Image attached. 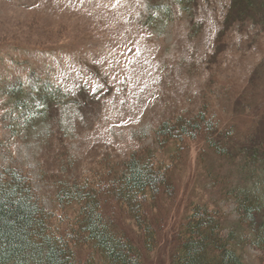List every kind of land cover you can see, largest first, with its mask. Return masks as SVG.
I'll list each match as a JSON object with an SVG mask.
<instances>
[{
    "label": "rangeland",
    "instance_id": "1",
    "mask_svg": "<svg viewBox=\"0 0 264 264\" xmlns=\"http://www.w3.org/2000/svg\"><path fill=\"white\" fill-rule=\"evenodd\" d=\"M234 4L0 0V168L30 174L61 222L77 216L61 210L62 187L117 178L139 154L170 170L176 186L156 209L166 229L148 264H173V238L197 204L251 240L237 194L251 190L264 204V0L255 17L230 24ZM48 87L58 100L30 118L19 102ZM204 112L221 123L225 155L203 138H159L167 122ZM242 253L264 264L251 242Z\"/></svg>",
    "mask_w": 264,
    "mask_h": 264
},
{
    "label": "trees",
    "instance_id": "2",
    "mask_svg": "<svg viewBox=\"0 0 264 264\" xmlns=\"http://www.w3.org/2000/svg\"><path fill=\"white\" fill-rule=\"evenodd\" d=\"M259 2L235 0L228 23L255 17ZM55 93L48 87L32 103L21 100L19 107L30 118L39 116L58 100ZM158 134L180 144L203 138L223 155L228 148L219 139L220 121L206 112L169 121ZM175 190L170 170L136 154L117 178L62 187L61 210L75 207L77 216L60 222L30 174L15 165L0 168V264H148V254L159 250L166 229L156 209ZM237 198L251 240L237 231L229 233L222 212L197 204L173 238V264H248L242 250L249 242L264 249V204L248 189ZM122 218L133 220L137 232L123 227ZM88 249L94 256L85 260L82 252Z\"/></svg>",
    "mask_w": 264,
    "mask_h": 264
}]
</instances>
